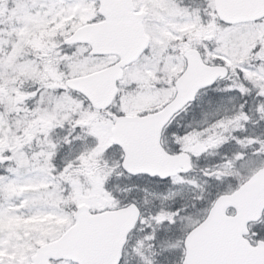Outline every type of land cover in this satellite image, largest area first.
<instances>
[{
	"label": "snow or ice",
	"instance_id": "1",
	"mask_svg": "<svg viewBox=\"0 0 264 264\" xmlns=\"http://www.w3.org/2000/svg\"><path fill=\"white\" fill-rule=\"evenodd\" d=\"M0 264H264V0H0Z\"/></svg>",
	"mask_w": 264,
	"mask_h": 264
}]
</instances>
